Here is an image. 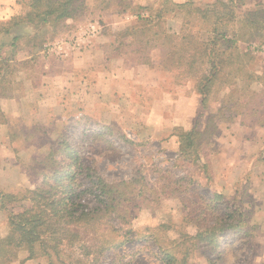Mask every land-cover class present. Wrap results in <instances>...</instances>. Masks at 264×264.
I'll use <instances>...</instances> for the list:
<instances>
[{
  "label": "rangeland",
  "instance_id": "obj_1",
  "mask_svg": "<svg viewBox=\"0 0 264 264\" xmlns=\"http://www.w3.org/2000/svg\"><path fill=\"white\" fill-rule=\"evenodd\" d=\"M133 1L155 4V0ZM223 1H232L238 15L247 10L264 12V0ZM105 2H88L87 15L78 21L100 22L109 29L107 25L116 20L111 14L123 7L115 0ZM106 4L108 8L103 9ZM172 18L169 24L176 21L177 29L182 17ZM124 26L119 24L113 31ZM262 45L264 39L260 38L239 44L244 54L253 49L242 64L244 77L245 73L259 77L251 82V91L257 93L264 92V58L256 55ZM111 60L112 80L106 75L99 79L95 72L86 76L80 72L76 83L69 76L56 78L57 71L65 67L51 61L54 78L43 82L42 69L32 68L36 72L32 83H27L37 90L28 92L19 117L0 126V192L20 195L41 188L54 189L56 194L70 185L77 194L71 200L104 209L105 202L92 186L96 174L109 184L139 179L131 187L133 202L122 206L133 213L131 220L106 217L86 234L82 230L73 238L65 236L54 249L58 255L52 253L55 264H96L99 243L117 238L108 233L107 225L121 228L120 238L127 233L129 222L134 231L122 238L121 246L105 251L101 263L167 264L148 230L163 227L155 234L165 242L166 238L178 239V231L194 236L196 215L211 223L215 214L224 215V204L212 203L215 194H222L226 203L243 211V232L222 233L218 248L203 243L192 246L188 264H264V129L242 125L239 117L227 121V112L220 120L218 103L203 110L192 95L191 82L176 84L172 74L167 79L142 75L118 58ZM21 71L15 75V83L25 85L27 74ZM210 115L216 116L218 127L205 150L209 169L204 173L182 157L175 129L197 126L203 130ZM68 168L74 175L71 181L65 178ZM138 193L141 196L135 199ZM12 208L0 210L1 236L8 232ZM71 232L77 231L69 229ZM27 256L20 252L12 264H48L50 259L40 255L25 260Z\"/></svg>",
  "mask_w": 264,
  "mask_h": 264
},
{
  "label": "trees",
  "instance_id": "obj_2",
  "mask_svg": "<svg viewBox=\"0 0 264 264\" xmlns=\"http://www.w3.org/2000/svg\"><path fill=\"white\" fill-rule=\"evenodd\" d=\"M19 5L22 7L19 15L0 21V99L12 97L15 90L14 78L21 70L16 60L24 38L32 42L35 55L46 43L57 39L60 32L71 31L74 25L67 24V21H78L86 11L80 0H19ZM131 12L137 20L114 33L111 59L122 57L127 66L146 64L152 67V53L158 51L160 69L174 75L176 84L193 83L203 110L218 103L216 114L220 120L227 112L230 113L227 121L239 117L242 125L264 127V92L251 91V82L259 77L253 73H245L244 77L242 63L250 51L249 54L239 51V44L243 41L264 39L263 11L247 10L238 15L232 1L200 4L195 0H161L157 7L138 5L131 7ZM177 15L182 17L180 30L172 32L167 28L166 19ZM215 117L210 115L203 130L197 126L191 130L175 129L182 157L204 173L209 169L205 150L218 127ZM5 124L7 118L0 106V126ZM72 177L74 179L73 171L68 168L65 178L71 181ZM94 178L92 186L105 202L104 209L85 207L71 200L77 194L70 185L63 186V192L56 194L54 189L41 188L20 195L0 192V210L8 211L9 206L13 207L8 217V232L0 235V264H12L20 252L28 254L25 260L48 256V264H55L52 253L58 255L54 249L65 236L73 238L82 230L86 234L106 217L131 220L133 213L126 212L122 206L125 202H133L131 187L137 186L139 179L135 177L130 182L109 184L97 174ZM140 196L138 193L135 199ZM22 201L25 204L21 205ZM218 201L224 204V215L213 213V223L196 215L194 236L178 231V239L166 238L165 242L155 234L158 235L163 227L148 230L153 232V241L165 263L188 264L192 246L203 243L218 248L222 233L231 231L240 235L243 232V211L226 203L222 194H215L212 203ZM131 223L127 233L120 238L117 233L121 228L107 225L108 233L117 235V238L103 239L99 243L96 264H102L105 251L123 244L122 238L134 231ZM69 229L77 232L68 233Z\"/></svg>",
  "mask_w": 264,
  "mask_h": 264
},
{
  "label": "crops",
  "instance_id": "obj_3",
  "mask_svg": "<svg viewBox=\"0 0 264 264\" xmlns=\"http://www.w3.org/2000/svg\"><path fill=\"white\" fill-rule=\"evenodd\" d=\"M90 1H97V0H80L82 2V5L85 7L86 10L88 6V2ZM101 3L107 1L109 2L110 0H99ZM121 2H124L126 4L122 5L123 9L118 12H113L111 15H114V22L111 23V25H107L110 28L105 29L100 22H98L101 25V33L99 36L96 38L92 39L90 44L85 46L82 50H68L65 48L67 51V56H61V57H48L43 54V49L45 47V44L42 49L37 54H33L31 43L24 38V43L21 44L22 47L20 49V52L18 53L17 56V62H18V68L21 70H25L26 72V78H25V85H21L18 82L15 83V80L18 81V79H14V89L12 92V97L10 98H1L0 99V106L2 109V112L7 118V124H10L14 118L19 117L23 110H25L26 106V99L28 98V92L29 91H36V87L34 85H29L27 82L31 81L32 83V76L36 72V70L32 69L34 66L37 65V69L41 68L42 72L40 73L41 76L40 78H43V82L46 79L54 78L53 74H50L53 71V66L51 65V61H58L61 65H64L65 68L60 69L57 71V74H55V77H62V76H69L70 80L74 81V83L78 82V74L81 72L86 76L91 73H99V79L102 75H106L110 80H112L111 76V67L110 64L112 63L110 54H111V45L114 44L115 42V36L113 28L119 24H125L124 27L131 26L136 20L137 17L135 14H132L131 12V7H136L138 5L142 6H149V7H157L160 3L161 0H153L155 4H148L144 5L142 3H136L138 1H133V0H119ZM176 2H183V0H174ZM217 0H211L210 3H213ZM106 3V2H105ZM207 3V4H210ZM108 4L103 9H107ZM124 9H127V12L123 13ZM22 7L19 5V0H0V21H7L10 20L11 18L19 15L21 13ZM111 12V11H110ZM109 12V13H110ZM87 15V14H84ZM82 15V18L85 17ZM107 16V15H106ZM109 16V14H108ZM180 16V15H177ZM174 16H169L166 19V24L168 30L172 32H179L180 26L182 23L179 22V27L176 29V21L175 23H172L170 25L169 23L174 20H170V18ZM90 23V22H89ZM87 22L80 23L79 21H74V20H69L67 21V24H72L74 25L73 29L69 32H60V34L57 36V39H69L72 36L75 35H80L82 33V30L85 29V27L89 24ZM33 38V35L30 36ZM54 40V41H55ZM22 41V42H23ZM27 42V43H26ZM53 42V41H51ZM26 43V44H25ZM30 43V44H29ZM50 43V42H49ZM254 48V47H253ZM262 49L264 48V45L261 47ZM250 52L253 50L252 48L250 49ZM256 50V49H255ZM257 51V56L260 55L264 58V52H261L259 50ZM256 53V52H255ZM118 60L122 62V65H125L124 59L118 58ZM160 62H161V56L158 51H155L152 53V64L153 66L150 67L149 65L146 64H139V65H132L129 68L136 70L139 74L142 75H151L152 77H157L158 78H164L167 79L169 77V73L163 72L160 69ZM29 68H28V67ZM41 66V67H39ZM66 66H69L66 68ZM62 67V66H61ZM19 71L18 74H21L22 71ZM119 72H122V70L117 69ZM98 79V81H99ZM87 82V79L84 80ZM27 83V84H26ZM88 86V85H86ZM21 90V92H20ZM63 89H61L62 92ZM193 96H196L197 99L199 100L201 104V98L200 96L196 93L193 92ZM261 129H264V127H261Z\"/></svg>",
  "mask_w": 264,
  "mask_h": 264
},
{
  "label": "built area",
  "instance_id": "obj_4",
  "mask_svg": "<svg viewBox=\"0 0 264 264\" xmlns=\"http://www.w3.org/2000/svg\"><path fill=\"white\" fill-rule=\"evenodd\" d=\"M101 30V25L98 22H90L85 27V29L82 30V33L80 35L72 36L69 39H58L53 42L47 43L43 49V54L48 57H66L67 51L65 50V48H67L68 50H82L83 48H85V46L90 44L92 39L99 36ZM256 48L254 47V49ZM257 50L264 52V48H258Z\"/></svg>",
  "mask_w": 264,
  "mask_h": 264
}]
</instances>
